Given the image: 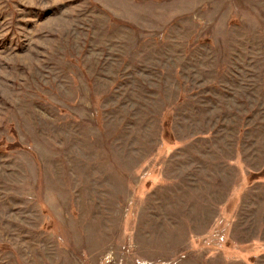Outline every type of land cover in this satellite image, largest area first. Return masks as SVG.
Listing matches in <instances>:
<instances>
[{
	"label": "rangeland",
	"instance_id": "374dc122",
	"mask_svg": "<svg viewBox=\"0 0 264 264\" xmlns=\"http://www.w3.org/2000/svg\"><path fill=\"white\" fill-rule=\"evenodd\" d=\"M264 264V0H0V264Z\"/></svg>",
	"mask_w": 264,
	"mask_h": 264
},
{
	"label": "built area",
	"instance_id": "2783aa9c",
	"mask_svg": "<svg viewBox=\"0 0 264 264\" xmlns=\"http://www.w3.org/2000/svg\"><path fill=\"white\" fill-rule=\"evenodd\" d=\"M141 264H148V263H146V262H143V263H141Z\"/></svg>",
	"mask_w": 264,
	"mask_h": 264
}]
</instances>
